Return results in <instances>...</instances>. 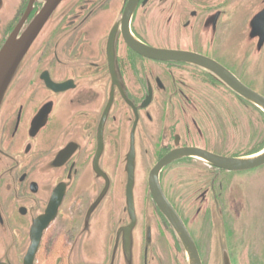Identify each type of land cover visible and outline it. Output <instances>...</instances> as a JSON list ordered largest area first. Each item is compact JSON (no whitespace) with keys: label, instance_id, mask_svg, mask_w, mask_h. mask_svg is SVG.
<instances>
[{"label":"flooded vegetation","instance_id":"obj_1","mask_svg":"<svg viewBox=\"0 0 264 264\" xmlns=\"http://www.w3.org/2000/svg\"><path fill=\"white\" fill-rule=\"evenodd\" d=\"M48 3L0 0V49ZM257 4L52 0L0 105V264H188L153 199L150 170L186 147L259 152L264 116L196 64L131 44L196 53L264 95L253 82L264 80L254 20L264 0ZM249 170L191 156L160 168L201 264H221L223 252L230 264H255L256 238L240 214L253 210L264 164ZM237 186L248 202L232 193Z\"/></svg>","mask_w":264,"mask_h":264},{"label":"water","instance_id":"obj_2","mask_svg":"<svg viewBox=\"0 0 264 264\" xmlns=\"http://www.w3.org/2000/svg\"><path fill=\"white\" fill-rule=\"evenodd\" d=\"M51 3L52 0H50V3H48L49 7ZM49 7L47 8V11L42 12L36 19H34L32 22V27L23 32L20 37L12 36L10 40H7L5 45L0 49V105L11 80L17 73L19 64L25 56L29 46L33 42L38 30L46 20L49 14ZM254 20H256L257 28L258 26L262 28L261 36L264 37V8L257 14ZM131 45L143 55L158 59L181 60L196 64L197 66L209 72L218 81L224 84L227 88L231 89L238 96L252 103L264 113V96L244 85L234 74H232L219 63L192 52L153 49L135 40ZM183 156L196 157L224 169L241 171L263 165L264 149L251 155L227 157L214 154L201 148H180L179 150H176L175 152L163 158L160 162L156 163L155 166L150 170L148 181L153 199L156 202L160 212L167 219L172 230L179 238L183 251L187 257L188 264H201V260L191 236L189 235L179 215L166 199L159 184L158 174L163 164L169 162L171 158ZM127 190V196L129 198L132 196V188L130 187L129 183ZM129 200L131 201L130 198ZM221 264H230L226 252H223Z\"/></svg>","mask_w":264,"mask_h":264},{"label":"rangeland","instance_id":"obj_3","mask_svg":"<svg viewBox=\"0 0 264 264\" xmlns=\"http://www.w3.org/2000/svg\"><path fill=\"white\" fill-rule=\"evenodd\" d=\"M262 1L263 0H257V9L261 5ZM261 52H264V48ZM261 77L263 76H258V78L253 76V82L257 86L258 90L264 92V80ZM255 112L256 119H259L260 113L257 110ZM238 180L241 182L243 177ZM254 187L261 190L260 195L257 194L252 199V202L255 200L253 210H245L240 214V219H243V222L240 223V228L248 230L255 236L257 249L254 252L253 258L255 260V264H264V183L256 184ZM232 193L235 194L236 197H239L242 201H249V197L248 195H244L245 193L242 187L237 186Z\"/></svg>","mask_w":264,"mask_h":264}]
</instances>
